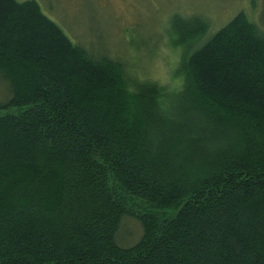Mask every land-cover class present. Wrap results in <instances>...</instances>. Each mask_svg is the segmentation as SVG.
<instances>
[{
    "label": "trees",
    "instance_id": "obj_1",
    "mask_svg": "<svg viewBox=\"0 0 264 264\" xmlns=\"http://www.w3.org/2000/svg\"><path fill=\"white\" fill-rule=\"evenodd\" d=\"M171 21L168 90L0 0V264H264V26Z\"/></svg>",
    "mask_w": 264,
    "mask_h": 264
},
{
    "label": "rangeland",
    "instance_id": "obj_2",
    "mask_svg": "<svg viewBox=\"0 0 264 264\" xmlns=\"http://www.w3.org/2000/svg\"><path fill=\"white\" fill-rule=\"evenodd\" d=\"M36 1L73 42L120 59L137 77L156 80L168 90L182 84L177 65L186 48L176 44L178 34L171 21L174 13L204 15L212 32L239 11L264 26V0ZM6 84L7 80L0 75V104L11 96ZM141 232L139 220L125 214L116 232V242L129 246L139 239Z\"/></svg>",
    "mask_w": 264,
    "mask_h": 264
}]
</instances>
